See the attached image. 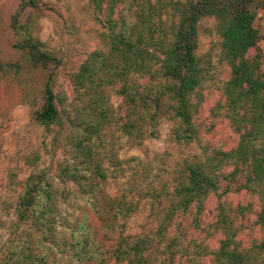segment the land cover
I'll use <instances>...</instances> for the list:
<instances>
[{"label": "trees", "instance_id": "1", "mask_svg": "<svg viewBox=\"0 0 264 264\" xmlns=\"http://www.w3.org/2000/svg\"><path fill=\"white\" fill-rule=\"evenodd\" d=\"M35 4L19 0L18 10ZM85 8L105 30V48L64 70L69 98L52 89L60 58L32 34L29 18L20 22L17 11L10 20L19 59L0 58V78L40 76L29 116L49 139L45 165L19 181L17 232L0 264H193L201 257L208 264H264V48L258 44L264 0H85ZM204 17L214 19L226 67L220 107L236 134L227 148L205 136L211 125L200 115L199 88L211 66L208 55L197 54ZM161 118L171 120L169 141L195 143L199 155L155 188L125 183L109 195L108 175L121 172L118 149L156 137ZM69 194L81 201L82 220H63L59 202ZM230 194L242 196L232 203ZM209 196L212 220L202 223ZM143 198L147 224L128 233L126 221ZM254 230L257 236L244 242L242 235ZM214 234L209 247L205 240Z\"/></svg>", "mask_w": 264, "mask_h": 264}, {"label": "rangeland", "instance_id": "2", "mask_svg": "<svg viewBox=\"0 0 264 264\" xmlns=\"http://www.w3.org/2000/svg\"><path fill=\"white\" fill-rule=\"evenodd\" d=\"M19 0H0V58L2 61L19 59V53L12 46L14 36L10 28L12 15L18 11V19L27 18L32 22V34L42 46L54 53L61 60L60 69L54 78L52 89L57 95L71 96V88L64 76V70H70L85 58L92 50L105 48V30L97 24L85 8V0H35L34 7L26 6L18 10ZM264 29V16L259 19ZM214 19L204 17L197 27V54L208 55L211 66L200 86L201 112L205 124L210 130L205 136L213 143L227 148L235 143L236 134L222 115L220 103L221 85L226 79V67L219 61V36L214 30ZM264 48V39L259 43ZM40 76H30L20 72L17 76L8 74L0 78V253L9 237L15 231L13 207L20 189L21 181L30 171L42 168L47 156L45 146L49 139L42 127L33 124L29 116V100L39 85ZM114 104L116 97L111 94ZM171 120L161 118L158 133L154 138H147L141 145L127 148L121 145L118 157L121 160V172L108 175L105 189L111 196L125 183L132 184L137 190L145 191L158 186L161 180L170 177L185 160L199 155L195 143L180 145L167 139ZM241 194H230L232 203L241 199ZM59 202L64 221L71 223L82 220V203L69 194ZM214 197L206 199L202 223L212 220ZM147 199H141L138 209L126 221V232L134 233L147 224ZM85 220L97 238L101 230L96 219L89 211ZM60 228L59 226L57 227ZM257 236L256 231L243 234L247 242ZM217 234L208 237L205 242L209 247L216 245ZM208 257L199 258L193 264H208ZM108 264H113L112 262ZM179 264H187L180 260Z\"/></svg>", "mask_w": 264, "mask_h": 264}]
</instances>
